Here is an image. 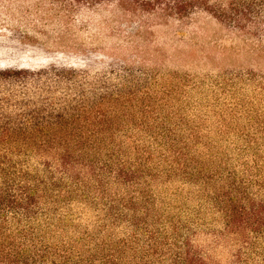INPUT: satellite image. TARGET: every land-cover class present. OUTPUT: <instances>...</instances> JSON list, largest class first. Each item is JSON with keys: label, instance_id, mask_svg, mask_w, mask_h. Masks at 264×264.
<instances>
[{"label": "rangeland", "instance_id": "374dc122", "mask_svg": "<svg viewBox=\"0 0 264 264\" xmlns=\"http://www.w3.org/2000/svg\"><path fill=\"white\" fill-rule=\"evenodd\" d=\"M207 3L179 18L0 0V69L75 67L124 77L134 93L125 143L97 170L52 163L60 187L30 214L26 247L51 261L137 264L166 235L203 264H264V0Z\"/></svg>", "mask_w": 264, "mask_h": 264}, {"label": "trees", "instance_id": "16d2710c", "mask_svg": "<svg viewBox=\"0 0 264 264\" xmlns=\"http://www.w3.org/2000/svg\"><path fill=\"white\" fill-rule=\"evenodd\" d=\"M64 1L77 5L107 3L118 10L160 17L184 18L190 10L208 9L207 0ZM131 89L124 77L99 81L75 67L0 69V264H80L69 257L51 261L38 249L26 247L23 242L28 240L29 229L25 223L38 204L54 199L49 198L60 187V179L50 169L52 163L65 172L81 166L97 170V163L125 143L127 134L121 129L130 124L125 113L133 108ZM28 155L46 160L43 174L15 160ZM12 214L23 226L22 237L8 229ZM137 264L203 262L188 244L164 235L143 249Z\"/></svg>", "mask_w": 264, "mask_h": 264}]
</instances>
